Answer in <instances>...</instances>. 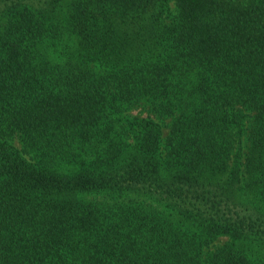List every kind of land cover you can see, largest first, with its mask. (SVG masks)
Listing matches in <instances>:
<instances>
[{"label":"trees","instance_id":"trees-1","mask_svg":"<svg viewBox=\"0 0 264 264\" xmlns=\"http://www.w3.org/2000/svg\"><path fill=\"white\" fill-rule=\"evenodd\" d=\"M0 264H264V0H0Z\"/></svg>","mask_w":264,"mask_h":264}]
</instances>
